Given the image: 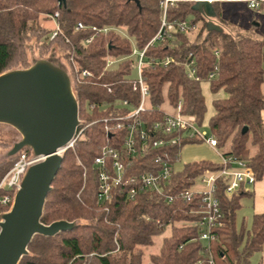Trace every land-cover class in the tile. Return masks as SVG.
Masks as SVG:
<instances>
[{"label":"trees","instance_id":"obj_1","mask_svg":"<svg viewBox=\"0 0 264 264\" xmlns=\"http://www.w3.org/2000/svg\"><path fill=\"white\" fill-rule=\"evenodd\" d=\"M162 1L65 0L60 4L58 0H0V75L27 69L40 59L49 60L70 75L81 121L96 122L85 129L74 150L64 154L44 206L45 225L67 221L75 227L52 237L35 236L28 247L29 254L19 264H143L144 250L152 247L154 238L168 228L170 233L164 237L159 252L149 256L152 264H209L210 256L215 264H249L251 256L263 250L264 213L253 215L250 228L238 225L241 200L251 192L242 187L229 196L228 181L223 178L218 182L217 196L224 225L215 231L217 240L211 243L210 253L200 239L198 217L192 213L197 205L190 201L168 203L153 192L140 193L131 200L125 195V182L114 188L111 200H98L100 168L95 159L107 144L120 147L127 133L117 130L115 122H109L106 130L107 124L101 121L115 117L118 109L97 108L90 114L87 105L113 104L124 99L137 102L131 84L134 58L130 56L134 49H145L160 30ZM219 1L214 0L213 6L221 17ZM195 4L194 0H175L167 8L166 20L185 22L191 18L188 22L196 26L201 22V31L207 30L205 16L195 9ZM42 17L58 24L59 32L54 37L53 30L41 25ZM79 24L84 28L77 30ZM192 32H176L147 48V59L172 60L167 66L144 68L143 77L151 93L149 105L174 107L182 101L183 112L203 126L208 108L202 82H209L213 95L224 93L213 100L209 122L217 149L224 157L246 162L256 180L262 181L264 39L242 32L211 30L202 41H193L189 36ZM190 57L200 81L189 79L185 72L184 63ZM107 58L123 60L106 69ZM74 65L91 71L93 76L78 81ZM215 65L216 78L210 80ZM142 118L152 123L161 120L162 115L153 112ZM20 139L14 128L0 124V182L17 159V155L9 157L7 153ZM199 141L186 139L174 146L170 161L175 164V155L179 157L184 145ZM152 159L151 154L137 157L138 169L132 173L148 171ZM221 168V163L208 160L187 164L172 176L168 193L189 190L197 178ZM9 210L0 206V221Z\"/></svg>","mask_w":264,"mask_h":264},{"label":"built area","instance_id":"obj_2","mask_svg":"<svg viewBox=\"0 0 264 264\" xmlns=\"http://www.w3.org/2000/svg\"><path fill=\"white\" fill-rule=\"evenodd\" d=\"M174 2L175 0H163L161 2L164 15L160 30L145 49H134L130 56V58H134V76L131 84L133 92L137 94V102L133 103L129 99H124L113 104L90 103L87 105V112L90 114L97 108L100 111L110 106L118 109L119 113L115 117L103 118L101 121L107 124L106 130H109V122H115L117 130H125L127 133L120 147L115 148L113 145L107 144L95 159V164L100 168L98 200L101 203L111 200L114 188L125 182V195L131 200H134L140 193L153 192L163 196L168 203L181 199L190 201L193 205H197L192 213L198 217L196 224L199 227L200 239L206 244L210 253L211 243L217 240L215 231L224 225V214L217 196L219 180L223 178L228 181L226 193L229 196L237 193L242 187L245 190L255 186L257 180L246 162L221 155L222 168L220 171L207 172L195 180V184L199 180L203 189L195 188L194 185L189 190L176 189L172 190V193H168L171 190L167 188V185H169L175 173L174 163L170 161L174 146L181 144L183 140L189 139L201 140L210 147L217 148L216 138L201 130L205 125L199 126L195 118L183 112L182 101H179L174 107L170 105L164 107L149 105L151 93L143 77L144 68L156 64L167 66L172 60L167 58L165 61L157 62L154 59H147V48L164 37H172L176 32H189L197 29L196 25L188 21L168 22L166 20L167 8ZM209 2L213 3L214 0H209ZM249 5L251 8H258L259 1L250 0ZM83 28L82 24L77 26V30ZM58 32L59 26L55 23L52 37ZM91 40L92 38L87 40V43ZM214 54L219 58L218 50H215ZM122 60L107 58L106 69L112 68ZM184 68L189 79L200 81L194 59L190 57L184 63ZM73 70L78 75V81L93 76L91 71L79 70L76 65L73 66ZM217 71L218 66L215 65L214 72L209 76L210 80L216 78ZM206 83L209 84V82H202V85ZM107 88L109 92H112L110 87ZM153 112L160 113L162 115L161 120L149 123L142 118L143 115H151ZM93 123L96 122L85 123L80 119V125L75 135L65 147L59 150V154L64 155L67 151L74 150L77 142L83 137L85 129ZM147 154L153 156L148 171L132 173L138 169L136 158ZM178 158V155H175V159ZM43 159V157L25 150L17 155L14 165L0 182V206L11 209L26 172L31 166L43 161ZM209 264H215L211 256Z\"/></svg>","mask_w":264,"mask_h":264},{"label":"water","instance_id":"obj_3","mask_svg":"<svg viewBox=\"0 0 264 264\" xmlns=\"http://www.w3.org/2000/svg\"><path fill=\"white\" fill-rule=\"evenodd\" d=\"M194 1L196 10L215 16L209 0ZM207 29L211 27L207 25ZM0 124L11 126L21 137L7 156L30 149L44 158L28 169L13 206L0 221V264H19L29 254L28 247L35 236L52 237L75 227L67 221L50 225L42 222L47 196L64 160L59 150L80 125L79 104L68 72L40 59L27 69L1 74Z\"/></svg>","mask_w":264,"mask_h":264},{"label":"rangeland","instance_id":"obj_4","mask_svg":"<svg viewBox=\"0 0 264 264\" xmlns=\"http://www.w3.org/2000/svg\"><path fill=\"white\" fill-rule=\"evenodd\" d=\"M242 9L240 10V15L237 14V17L234 19L235 22L239 23H248L250 21L252 14L256 13V9H251V11H248L246 9L245 5L240 4ZM222 10L224 11V7L222 6ZM225 14V12H223ZM233 15V13H232ZM224 15H222L223 18ZM235 17V15L233 16ZM188 21H191V18L188 19ZM41 25L47 29L50 30H55V22L53 19L48 18V17H42L40 21ZM202 23L200 22L197 25V29L193 31L192 33H189L190 38H192L193 41H202L204 38H206L207 35V30L201 31L202 29ZM197 37V38H195ZM31 58H36L35 54H30ZM205 84H203V87ZM206 87V86H205ZM211 95V94H210ZM212 96V95H211ZM213 98V97H212ZM209 100V99H208ZM207 121L205 120L204 125L201 130L204 132H207L210 134V129H209V115L213 113V106L211 101H208L207 104ZM13 147V146H12ZM1 150H5V148H1ZM8 150V149H7ZM203 160H208L214 163H221V152L217 148H212L208 144H206L204 141H199L195 143H189L184 145L181 148L179 158L176 160L174 164V169L175 172H181L183 171L185 165L203 161ZM195 188L198 189H203L202 185H200L199 180H197L195 184ZM242 208L239 210L237 214V221L238 225L245 224L247 228H250L252 218H253V206H252V201H250L248 198L244 197L241 200ZM170 230L169 228L166 230V232L158 237L154 238V244L152 247L146 248L144 250V258H143V264H152L150 261L149 256L151 254H157L161 248L162 242L164 237L169 235ZM249 264H264V247L261 252L254 253L251 258Z\"/></svg>","mask_w":264,"mask_h":264},{"label":"crops","instance_id":"obj_5","mask_svg":"<svg viewBox=\"0 0 264 264\" xmlns=\"http://www.w3.org/2000/svg\"><path fill=\"white\" fill-rule=\"evenodd\" d=\"M249 1L250 0H220L218 6L220 7L221 17H218L217 13L215 12V7L213 6L215 16H207L204 13L207 25L211 27V30H216L215 28H218L219 29L218 31L229 32L233 34L237 32H242V33L250 34L258 39L263 40L264 39V0H258L259 1L258 8H251L249 5ZM240 4L245 5L248 11H251V9H256V13L250 15L251 19L250 21H248V23L242 24L239 22H235L234 20L237 17V14L240 15V10L242 9ZM222 6L224 7V11L222 10ZM223 12H225V14H223ZM222 15H224L223 18ZM234 15L235 17H233ZM211 30L207 29L208 32ZM205 86L203 87L202 85V89L207 104L208 101H211V103H213V100L215 98H222L224 96V93L222 91L219 92L217 95H213L210 92L209 84L206 83ZM262 91L264 93V85L262 87ZM212 115L213 113L209 115L210 116L209 119L212 117ZM262 117L264 121V114L262 115ZM206 118H207V114L205 117V120L207 121ZM245 191L251 192V195L246 196V198L252 201L253 212H254L253 214L264 213V179L262 181H257L255 186L246 188Z\"/></svg>","mask_w":264,"mask_h":264}]
</instances>
